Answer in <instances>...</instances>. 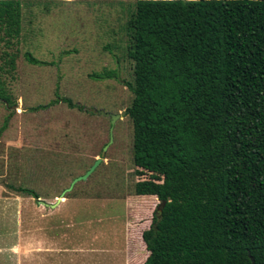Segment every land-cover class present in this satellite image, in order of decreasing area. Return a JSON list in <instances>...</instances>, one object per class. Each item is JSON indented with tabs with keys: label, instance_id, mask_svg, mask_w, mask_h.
<instances>
[{
	"label": "trees",
	"instance_id": "obj_1",
	"mask_svg": "<svg viewBox=\"0 0 264 264\" xmlns=\"http://www.w3.org/2000/svg\"><path fill=\"white\" fill-rule=\"evenodd\" d=\"M22 1L0 0V88L17 71ZM134 1L128 114L136 175L150 176L135 195L160 204L129 264H264V0ZM61 101L84 110L71 99L51 105Z\"/></svg>",
	"mask_w": 264,
	"mask_h": 264
},
{
	"label": "rangeland",
	"instance_id": "obj_2",
	"mask_svg": "<svg viewBox=\"0 0 264 264\" xmlns=\"http://www.w3.org/2000/svg\"><path fill=\"white\" fill-rule=\"evenodd\" d=\"M21 5L22 34L11 50L17 71L0 88L11 100H0V130L7 124L0 136V264H129L128 248L149 229L160 204L135 195L136 183L150 179L136 175L128 114L134 99L128 22L136 1ZM2 36L0 53L7 50ZM26 52L48 65L28 64ZM106 72L117 78H91ZM58 98L84 110L51 105ZM42 105L51 106L33 110ZM97 161L89 178L72 186ZM20 187L39 199L18 193ZM60 198L54 209L37 201ZM136 254L146 258L143 247Z\"/></svg>",
	"mask_w": 264,
	"mask_h": 264
},
{
	"label": "water",
	"instance_id": "obj_3",
	"mask_svg": "<svg viewBox=\"0 0 264 264\" xmlns=\"http://www.w3.org/2000/svg\"><path fill=\"white\" fill-rule=\"evenodd\" d=\"M91 112H94V113H96V114L105 115L106 117H111L110 114H106V113L103 112V111H102V112H99V111H96V110L92 109ZM113 123H114V122H113ZM99 164H100V161H97V163L92 167V169L89 170V171H88L85 175H83L82 177L76 179V180L74 181V183H73L72 186H74L77 182H79V181H81V180H87V179L89 178V176L92 174V172L96 169V167H97ZM63 196H64V195H63ZM63 196H62V197H63ZM37 201H38V204H39V205H41V206H43V207H45V208H51V209H54V208L57 207L58 204L61 203L62 198L58 199V203H57V204H46V203H44V202H42V201H40V200H37ZM164 206H165V203H163L162 207H164ZM159 209H160V211L162 210L161 208H159ZM252 262L254 263V260H253V259H252Z\"/></svg>",
	"mask_w": 264,
	"mask_h": 264
},
{
	"label": "crops",
	"instance_id": "obj_4",
	"mask_svg": "<svg viewBox=\"0 0 264 264\" xmlns=\"http://www.w3.org/2000/svg\"><path fill=\"white\" fill-rule=\"evenodd\" d=\"M18 41H19V39H18Z\"/></svg>",
	"mask_w": 264,
	"mask_h": 264
}]
</instances>
